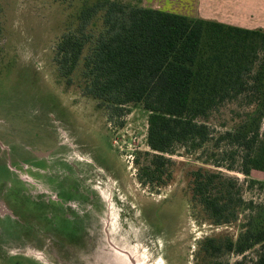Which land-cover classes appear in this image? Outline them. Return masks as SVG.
Wrapping results in <instances>:
<instances>
[{
	"label": "rangeland",
	"instance_id": "1",
	"mask_svg": "<svg viewBox=\"0 0 264 264\" xmlns=\"http://www.w3.org/2000/svg\"><path fill=\"white\" fill-rule=\"evenodd\" d=\"M99 1L148 4L0 1V264H233L237 255L215 253L207 242L236 241L248 212L216 226L190 201L188 187L194 170L223 171L240 181L247 202L264 203L263 172L246 177L204 162L232 163L235 150L220 137L254 107L240 98L216 108L202 120L213 141L198 152L176 146L166 155L167 185L144 184L140 169L153 155L150 113L130 104L112 116L85 94L89 46L70 84L55 63L57 43ZM101 15L88 31L98 34Z\"/></svg>",
	"mask_w": 264,
	"mask_h": 264
},
{
	"label": "trees",
	"instance_id": "2",
	"mask_svg": "<svg viewBox=\"0 0 264 264\" xmlns=\"http://www.w3.org/2000/svg\"><path fill=\"white\" fill-rule=\"evenodd\" d=\"M100 14L102 29L94 34L88 29ZM78 20L79 27L65 33L56 45L60 78L71 83L89 46L83 68L85 94L112 116L123 115L130 104H140L150 113L147 143L153 155L140 169L144 184L167 185L172 174L166 155L178 145L203 150L213 137L202 120L240 98L254 111L236 130L220 137L235 150L232 163L212 158L204 162L246 177L253 171L264 173L263 31L115 1L85 7ZM188 192L190 201L202 207L216 226L236 223L242 212H248L236 241L212 239L208 249L237 255L233 264H248L249 254L253 264H264V203L247 202L237 178L203 167L190 174Z\"/></svg>",
	"mask_w": 264,
	"mask_h": 264
},
{
	"label": "crops",
	"instance_id": "3",
	"mask_svg": "<svg viewBox=\"0 0 264 264\" xmlns=\"http://www.w3.org/2000/svg\"><path fill=\"white\" fill-rule=\"evenodd\" d=\"M162 2V4H161ZM137 6L227 27L264 32V0H161Z\"/></svg>",
	"mask_w": 264,
	"mask_h": 264
}]
</instances>
